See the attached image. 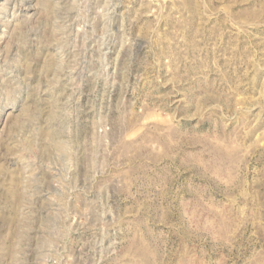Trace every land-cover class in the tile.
I'll return each mask as SVG.
<instances>
[{
	"label": "rangeland",
	"instance_id": "rangeland-1",
	"mask_svg": "<svg viewBox=\"0 0 264 264\" xmlns=\"http://www.w3.org/2000/svg\"><path fill=\"white\" fill-rule=\"evenodd\" d=\"M0 264H264V0H0Z\"/></svg>",
	"mask_w": 264,
	"mask_h": 264
}]
</instances>
